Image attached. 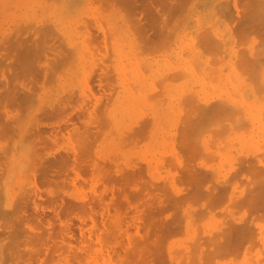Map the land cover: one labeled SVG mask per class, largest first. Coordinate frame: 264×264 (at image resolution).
I'll return each mask as SVG.
<instances>
[{"label": "rangeland", "instance_id": "rangeland-1", "mask_svg": "<svg viewBox=\"0 0 264 264\" xmlns=\"http://www.w3.org/2000/svg\"><path fill=\"white\" fill-rule=\"evenodd\" d=\"M107 1L0 0V264H264V0Z\"/></svg>", "mask_w": 264, "mask_h": 264}, {"label": "bare ground", "instance_id": "bare-ground-1", "mask_svg": "<svg viewBox=\"0 0 264 264\" xmlns=\"http://www.w3.org/2000/svg\"><path fill=\"white\" fill-rule=\"evenodd\" d=\"M108 1H109V0H108ZM108 1H107V2H108ZM113 1H114V3H115V2H118L119 5H120V2H119V1H117V0H116V1L113 0ZM121 1H123V0H121ZM232 1H233V0H232ZM240 1H241V0H240ZM244 1H245V0H244ZM247 1H248V0H247ZM256 1H257V0H256ZM107 2H106V3H107ZM110 2H111V0H110ZM123 2H124V1H123ZM125 2H126V0H125ZM249 2H250V1H249ZM7 3H8V2H7ZM108 3H109V2H108ZM108 3H107V4H108ZM111 3H112V2H111ZM114 3H112V4H114ZM118 3H116V4H118ZM225 3H226V2H225ZM225 3H224L223 5H225ZM229 3H233V2L230 1ZM254 3H255V2H254ZM121 4H122V3H121ZM250 4H251V3H250ZM250 4H249V5H250ZM257 4H258V1H257ZM257 4H255V5L258 6ZM260 4H261V3H260ZM260 4H259V5H260ZM123 5H124V4H123ZM226 5H228V4H226ZM226 5H225V6H226ZM230 5H231V4H230ZM232 5H233V4H232ZM234 5H235V4H234ZM242 5H243V4H242ZM247 5H248V4H247ZM225 6H224V7L222 6V7L225 8ZM147 7H148V6H147ZM222 7H221V8H222ZM234 7H235V6H234ZM252 7H253V6H252ZM134 8H135V7H134ZM142 8H143V7H142ZM221 8H220V9H221ZM227 8H228V7H227ZM230 8H232V6H231ZM260 8H261V7H260ZM260 8H259V9H260ZM253 9H254V8H253ZM261 9H262V8H261ZM224 10H226V8H225ZM224 10H223V11H224ZM233 10H234V9H233ZM257 11H258V10H257ZM252 12H253V11H252ZM258 12H259V11H258ZM248 13H249V12H248ZM252 15H257V12H256V14L253 13ZM260 15H261V14H260ZM254 18H255V16H254ZM250 19H252V18H250ZM246 21H247V20H246ZM248 21H249V22H253L254 19L251 20V21H250V20H248ZM248 21H247V22H248ZM263 21H264V20H263ZM253 23H255V22H253ZM258 23H259V22H258ZM255 25H256V23H255ZM255 25H253V26L255 27ZM257 25H258V24H257ZM259 25H260V24H259ZM263 25H264V23H263ZM250 27H252V25H251ZM208 31H209V30H208ZM204 33H205V32H204ZM208 33H209V32H208ZM208 33H205V34L209 35ZM200 35H201V34H200ZM207 35H206V36H207ZM210 35H211V33H210ZM210 35H209V36H210ZM203 36H204V34H203ZM200 38H202V37H200ZM204 38L207 39V37H204ZM214 39H216V38H214ZM211 40H212V38H211ZM211 40H209V41H211ZM200 41H202V39H201ZM232 41H233V40H232ZM202 42H203V41H202ZM211 42H212V41H211ZM215 42H216V41H215ZM217 42H220V41L217 40ZM207 43H208V42H207ZM213 43H214V42H213ZM234 43H235V42H234ZM203 44H204V43H203ZM208 44H209V43H208ZM210 44H211V43H210ZM217 44H219V43H217ZM212 45H213V44H212ZM220 45H221V44H220ZM220 45H219V46H220ZM204 46H205V48H206V45H204ZM213 47H214V45H213ZM207 49H208V48H207ZM258 50H259V49H258ZM218 52H219V51H218ZM246 52H247V51H246ZM241 56H242V55H241ZM242 59H243V58H242ZM240 63H241V62H240ZM187 64H188V63H187ZM211 64H212V63H211ZM254 64H255V63H254ZM239 65H240V64H239ZM243 69H244V68H243ZM246 69H248V68H246ZM240 71H241V70H240ZM103 74H104V73H103ZM105 75H106V74H105ZM186 75H187V74H186ZM196 76H198V75H196ZM222 77H223V76H222ZM196 78H197V77H196ZM227 78H228V77H227ZM98 79H100V78H98ZM98 79H97V80H98ZM201 80H202V79H201ZM218 80H219V79H218ZM100 81H101V80H100ZM101 82H102V81H101ZM195 82H196V81H195ZM219 83H220V82H219ZM6 84H7V83L5 82V85H6ZM19 84H21V83H19ZM258 84H259V83H258ZM22 85H23V84H22ZM100 85H103V84L101 83V84H99L98 86H100ZM208 85H209V84H208ZM6 86H7V85H6ZM252 86H253V85H252ZM4 87H5V86H4ZM7 87H8V86H7ZM10 87H11V86H10ZM259 87H260V86H259ZM13 88H15V87H13ZM26 88H27V87H26ZM211 88H212V87H211ZM224 88H225V87H224ZM260 88H261V87H260ZM28 89H29V87H28ZM212 89H213V88H212ZM14 90H15V89H14ZM22 90H23V89H22ZM228 93H229V92H228ZM236 95H237V94H236ZM239 95H240V94H239ZM99 96H100V95H99ZM102 96H105V95L103 94ZM97 97H98V96H97ZM187 97H188V96H187ZM101 98H102V97H101ZM194 98H195V97H194ZM96 100H97V99H96ZM99 100H100V98L98 99V101H99ZM188 100H189V99H188ZM98 101H97V102H98ZM224 102H225V101H224ZM186 103H188V101H186ZM245 103H246V102H245ZM94 104H95V103H94ZM94 104H93V105H94ZM97 104H98V103H97ZM97 104H95V105H97ZM190 104H191V103H190ZM225 104H227V103H225ZM95 105H94V106H95ZM218 105H219L218 108H220V107H221V106H220V102H219ZM227 105H229V104H227ZM227 105H226V106H227ZM223 106H225V105H223ZM92 107H93V106H92ZM229 107H231V106H229ZM181 108H182V107H181ZM187 108H188V107H187ZM210 108H211V107H210ZM223 108H224V107H223ZM231 108H232V107H231ZM231 108H228V109L231 110ZM197 109H199V108H197ZM237 109H238V108H237ZM237 109H234V111H233V110H232V111L235 112ZM85 110H86V109H85ZM94 110H95V108H94ZM191 110H192V109H191ZM230 110H229V111H230ZM58 111H59V110H58ZM91 111H92V109L90 110V112H91ZM214 111H215V110H214ZM181 112H182V111H181ZM62 113H63V112H62ZM91 113H93V112H91ZM197 113H198V112H197ZM199 113H200V112H199ZM235 113H236V112H235ZM207 114H208V113H207ZM52 115H53V114H52ZM78 115H79V114H78ZM93 115H95V114H91V115H90V114L88 113V117L91 118V121H92V117H90V116H93ZM200 115H201V114H200ZM237 116H238V114H237ZM46 117H49V116H46ZM52 117H53V116H52ZM52 117H51V119H52ZM67 117H68V114L61 115L60 117H57L58 119H57L56 121H54V122L51 121L50 123H47V124L45 123V124H46V126H47V125H48V126H49V125H53V127L56 128V129H55L56 132H58L60 129L57 130V128H59V126H60L61 124H62V125H63V124H64V125H65V124L67 125V121H69ZM78 117H79V116H78ZM93 117L96 118V116H93ZM205 117H206V116H205ZM69 118H70V117H69ZM89 118H88V120H89ZM95 118H93V119H95ZM47 119H48V118H47ZM51 119H50V120H51ZM53 119H54V118H53ZM193 119H194V118H193ZM83 120H84V119H83ZM235 120H236V119H235ZM259 120H260V119H259ZM89 121H90V120H89ZM85 122H87V121H85ZM75 123H76V122H75ZM81 123H83V121H81ZM91 123H93V122H90L89 124H91ZM95 123H96V121H95ZM240 123H241V122H240ZM70 124H73V123L71 122ZM41 125H42V124H41ZM64 125H63V126H64ZM66 125H65V126H66ZM86 125H87V124H86ZM193 125H194V124H193ZM200 125H201V124H200ZM251 125H252V124H251ZM72 126H73V125H72ZM74 126H75V124H74ZM74 126H73V127H74ZM84 126H85V125H84ZM87 126H88V125H87ZM95 126H97V125H95ZM187 126H188V125H187ZM232 126H233V125H232ZM49 127H50V126H49ZM70 127H71V126H70ZM73 127H72V129H73ZM77 127H78V126H77ZM77 127L74 128V129H75L74 131H76V129H78ZM81 127H82V126H81ZM184 127H185V126H184ZM79 128H80V127H79ZM84 128H85V127H84ZM189 128H190V127H189ZM189 128H187V129H189ZM232 128H233V127H232ZM70 129H71V128H70ZM90 129H91V127H90ZM92 129H93V128H92ZM53 130H54V129H53ZM226 130H227V129H226ZM89 131H91V130H89ZM93 131H94V130H93ZM183 131H185L184 128H183ZM56 132H55V133H56ZM69 132H70V130H69ZM85 132H86V131H85ZM91 132H92V131H91ZM64 133H65V134H64ZM64 133H62V135H63V134H64V135H67V134H68V133L66 134V132H64ZM77 133H78V131H77ZM190 133H191V132H189V134H190ZM47 134H48V133H47ZM50 134H52V133L50 132ZM57 134L60 135L61 133H57ZM82 134H83V133H82ZM182 134H183V133H182ZM186 134H187V133H186ZM92 135H93V132H92ZM223 135H224V134H223ZM250 135H251V134H250ZM47 136H49V135H47ZM50 136H51V139H50V140H54V139H55V137L53 138V135H50ZM50 136H49V137H50ZM56 136H57V135H56ZM67 136H68V135H67ZM86 136H88L87 133H86ZM251 136H252V135H251ZM259 136H260V135H259ZM64 137H65V136H64ZM182 137H184V136H182ZM223 150H224V149H223ZM75 151H76V150H74V152H75ZM74 152H73V155H76V154H74ZM75 153H77V152H75ZM77 156H78V155H77ZM77 156H74V158H73L74 161H73V159H72V161L74 162V164H76V163H75V162H76L75 160H77V159H76ZM78 158H79V157H78ZM65 159H66V157H65ZM65 159L63 158V161H64ZM67 159H70V155H69V157H68ZM57 160H58V159H57ZM78 160H79V159H78ZM59 161H60V160H59ZM59 161H57V162H59ZM61 161H62V160H61ZM61 161H60V163H62ZM72 161H71V162H72ZM77 162H78V161H77ZM60 163H59V164H60ZM69 163H70V162H69ZM78 163L81 164V161H79ZM74 164H73V163H72V164H71V163L69 164V165H71V167H70L71 169H75V168H76V167L74 168ZM76 165H77V164H76ZM78 166H79V169H80L81 165L78 164ZM85 166H86V165H85ZM81 168H85V167H81ZM75 170H76V169H75ZM76 172H77V171H76ZM203 173H204V172H203ZM205 173H206V172H205ZM200 174H201V173H200ZM194 175H195V174H194ZM194 175H193V176H194ZM197 175H198V174H197ZM203 176H205V175L203 174ZM203 176L201 175V177H203ZM190 177H192V176H190ZM198 177H199V176H198ZM197 179H198V178H197ZM204 179H206V177H204ZM204 179L202 178L203 183L205 182ZM200 180H201V179H200ZM226 180H228V179H226ZM202 181H201V182H202ZM195 182H196V181H195ZM195 182H194V184H195ZM203 183H202V184H203ZM192 185H193V184H192ZM198 186H199V183H198ZM263 190H264V189H263ZM263 190H262V192H263ZM204 193H205V192H204ZM205 194H206V193H205ZM259 194H260V193H259ZM259 194H258V196L261 197V195H259ZM262 196L264 197V195H262ZM263 197H262V198H263ZM256 198H257V197H256ZM263 199H264V198H263ZM212 201H213V200H212ZM13 205H14V201H13V200H10V199L7 200V199H6V200L0 205V207H1V208L3 209V211H4V212H2V210H1V212H0V216H1V215H4L5 217L10 216L11 213L14 212V211L17 209V207H18L17 205H15V210L13 211V209H12ZM6 223H7V221H6L5 223H3V222L0 223V231H3L5 228L8 227V226L6 225ZM25 224H27V223L25 222ZM227 235H228V234H227ZM3 236H4V237H7V236H8V232H7V231H3ZM243 237H244V239H242V240L239 239V238H237V237H235V239H233L232 241H227V242H225V243L222 245L221 248H222L224 251H226L227 254H228V253H238V251H239V250L241 249V247L243 246V242H244V241H247V239H248V240L251 239V237H252L251 231H250L249 229L246 230V231H245V234H244ZM226 238H227V236H226ZM226 238L224 237V239H226ZM227 239H228V238H227ZM217 241H218V240H217ZM219 241H220V240H219ZM219 241H218V242H219ZM151 242H152V241H151ZM214 242H215V241H214ZM137 245H138V244H137ZM152 245H153V244H152ZM7 246H8V245H7ZM216 246H218V245H216ZM12 247H13V246H12ZM71 247H72V246H70V248H71ZM151 247H152V246H151ZM204 247H205V246H204ZM7 248H9V246H8ZM7 248H6V250H5V249H3V250H4V251H7ZM10 248H11V246H10ZM133 248H134V247H133ZM143 248H144V247H143ZM198 248H199V247H198ZM214 248H215V247H214ZM214 248H212L211 251L216 252V251L213 250ZM11 249H12V248H11ZM11 249H9V250H10V254H8L9 252H7V254L10 255V256L13 255V254H11V253L14 252V251L12 252L13 249H12V250H11ZM82 249H83V248H82ZM134 249H135V248H134ZM134 249H133V250H134ZM149 249H150V248H149ZM153 249H154V248H153ZM9 250H8V251H9ZM84 250L88 251V249H86V248H84ZM84 250H83V251H84ZM142 250H143V249H142ZM192 250H193V249H192ZM203 250H206V249H203ZM28 251H30V250L28 249ZM139 251H140V249H139ZM145 251L147 252V251H149V250H144V252H145ZM200 251H202V250H200ZM75 252H77V251H75ZM78 252H79V250H78ZM144 252H143V253H144ZM146 252H145V253H146ZM159 252H160V251H159ZM190 252H191V251H190ZM197 252H198V251H197ZM207 252L209 253V251H206V254H207ZM31 253H32V252H28V254L32 255ZM86 253H87V252H86ZM149 253H150V251H149ZM153 253H154V252H153ZM204 253H205L204 251H203V253L201 252V255H202V254L204 255ZM1 254H2L3 259H4V256H5V255L3 254L2 248H0V261L2 260V256H1ZM133 254H134V253H133ZM136 254H137V253H136ZM206 254H205V255H206ZM139 255H140V256H139ZM139 255H138V256H139V257H138V260H139V258L142 259L141 256H144V254L141 255V252H140ZM145 255H146L147 257L144 256L142 260H145V259H146L147 264H148L149 260L151 261V259H152L153 257H151V254L149 255V254L146 253ZM156 255H157V254H156ZM158 255H159V254H158ZM161 255H162V254H161ZM32 256H33V255H32ZM32 256H31V257H32ZM128 256H130V253H129ZM149 256H150L151 258H150ZM209 256H210V255H209ZM209 256H208V257H209ZM29 257H30V256H29ZM31 257H30V258H31ZM131 257H132V256H131ZM135 257H136V256H135ZM135 257H132V258L135 260ZM163 257H164V255H163ZM193 257H194V256H193ZM210 257H211V256H210ZM148 258H150V259L148 260ZM6 259H7V258H6ZM118 259H119V258H118ZM121 259H122V258H121ZM121 259H120V260H121ZM133 259H132V260H133ZM136 259H137V258H136ZM189 259H192V258L189 257ZM208 259H209V258H208ZM41 260H42V259H41ZM122 260H125L124 257H123ZM128 260H129V259H128ZM134 260H133V262H134ZM138 260H136V262H137ZM142 260H140V261H142ZM152 260H153V259H152ZM155 260L158 261L157 259H155ZM194 260H195V259H194ZM201 260H202V259H201ZM125 261H126V260H125ZM146 261H143V263H142V262H141V263L144 264V262H146ZM188 261H190V260H188ZM191 261L193 262V260H191ZM191 261H190V262H191ZM202 261H203V260H202ZM209 261H210V260H209ZM118 262H120V261H118ZM133 262H132V263H133ZM138 262H139V261H138ZM170 262H172V260H171ZM178 262H179V261H178ZM210 262H211V261H210ZM210 262H209V263H210ZM212 262H213V261H212ZM141 263H140V264H141ZM68 264H69V263H68ZM119 264H120V263H119ZM122 264H123V263H122ZM151 264H152V263H151ZM153 264H154V263H153ZM191 264H192V263H191ZM193 264H194V262H193Z\"/></svg>", "mask_w": 264, "mask_h": 264}]
</instances>
